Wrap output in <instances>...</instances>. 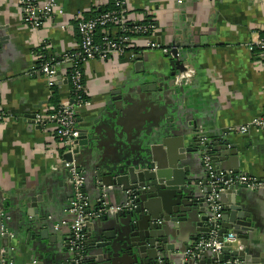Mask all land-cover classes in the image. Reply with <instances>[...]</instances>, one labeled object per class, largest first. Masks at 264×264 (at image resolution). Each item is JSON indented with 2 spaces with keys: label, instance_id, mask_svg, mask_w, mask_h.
Instances as JSON below:
<instances>
[{
  "label": "crops",
  "instance_id": "obj_1",
  "mask_svg": "<svg viewBox=\"0 0 264 264\" xmlns=\"http://www.w3.org/2000/svg\"><path fill=\"white\" fill-rule=\"evenodd\" d=\"M58 1L66 16L35 31L23 20L16 2L0 0V106L12 115L0 123V200L3 205L10 200L9 223L21 239L11 241L16 248L9 254L14 263L22 256L46 262L73 258L69 227L54 226L72 220L68 208L73 196L59 160L55 125L50 121L36 125L28 117L54 113L59 106L55 99L60 104L70 94L63 70V81L52 87L40 65L43 58H59L77 48L80 39L72 16L78 12L90 16L112 0ZM126 6L136 17L148 9L155 11L158 39L165 49L174 41L193 44L184 47L190 67L184 73L190 77L182 100L181 91L172 89L177 80L170 78L171 65L163 60V50L144 48L148 62L141 67L127 55L88 62L84 72L90 104L80 109V121L96 136V165L114 164L119 157L160 144L168 135H180L188 122H196L200 134L214 136L264 113V60L249 49L264 33V0H184L181 5L175 0H126ZM229 134L240 144L238 174L263 178L264 128ZM185 139L192 142L190 136ZM196 167L202 174L200 162ZM93 183L87 181L85 188L96 206ZM242 190L250 194L247 207L256 232L249 241L258 251L264 248V191ZM33 192L42 194L41 209L52 224L46 225L39 240L28 241L16 205ZM122 199L121 192L110 197L115 204ZM5 240L0 234V250Z\"/></svg>",
  "mask_w": 264,
  "mask_h": 264
},
{
  "label": "water",
  "instance_id": "obj_2",
  "mask_svg": "<svg viewBox=\"0 0 264 264\" xmlns=\"http://www.w3.org/2000/svg\"><path fill=\"white\" fill-rule=\"evenodd\" d=\"M192 45H179L176 41L167 45L168 52L163 55V60L171 65V80H177L178 75L188 68L184 47ZM145 53L146 50L133 59L136 67L148 62ZM185 80L181 79L172 86L176 93L181 91L182 100ZM28 118L34 123L35 115ZM185 136H190L192 142L187 141ZM95 137L93 131L82 126L74 154L65 153L63 158L74 160L83 169L86 183L94 182L93 188L98 198L106 193L110 200L112 195L121 192L123 199L117 204H123L133 197L136 206L132 210L109 214L87 224L84 259L88 264H157L159 259L175 264H264V248L257 251L249 241L256 232L252 213L247 207L250 194L245 193L242 190L244 186L239 183L230 187L224 184L231 175L241 170L238 164L240 144L232 142L228 132L208 136L200 134L196 122H188L182 134L168 135L160 144L143 148L136 155L126 154L114 164L106 166L94 162ZM175 141H178L177 144ZM204 155H209L215 165L214 177L204 165ZM196 162L203 166L202 174ZM63 169L69 177L68 170ZM221 173L224 176L219 182ZM216 194L219 195L216 203L222 206L220 240L233 232L240 240L241 247L225 243L220 252L206 251L197 259L185 260L186 251L209 231L207 223L212 216L214 203L210 198ZM10 203L7 199L3 205L0 200L7 227L11 228L9 222L12 215L8 212ZM42 204V194L33 192L20 199L16 205L28 241L39 240L48 230L46 225L52 224L50 215H45L41 209ZM11 231L19 240L20 237L12 228ZM2 237L7 242V236ZM72 260L69 257L49 262L26 261V257L22 256L14 264H74Z\"/></svg>",
  "mask_w": 264,
  "mask_h": 264
},
{
  "label": "built area",
  "instance_id": "obj_3",
  "mask_svg": "<svg viewBox=\"0 0 264 264\" xmlns=\"http://www.w3.org/2000/svg\"><path fill=\"white\" fill-rule=\"evenodd\" d=\"M4 2L9 0H2ZM22 8L23 20L35 31L42 29L49 20L57 17H65L66 11L63 4L58 0H46L41 3L38 0H10ZM178 5L184 0H175ZM112 10L86 16L82 12L73 15L79 34V44L76 49L63 53L59 58H43L40 73L47 79L50 86L63 81L61 71L65 73L64 79L70 85V95L65 97L54 113H38L33 119L36 125H45L50 121L55 125L56 138L60 148V161L62 168L68 170L69 182L73 186V196L68 208L72 220H63L56 224L57 229L68 226L71 234L68 242L69 250L73 254L74 264H87L84 259L87 241L88 223L104 218L109 214H116L120 211L132 210L135 208L134 198L129 197L123 204L111 202L107 194L104 193L98 198L97 205L94 206L85 191L86 177L84 171L77 166L74 160L67 161L63 158L65 153H73L78 147V140L81 135L80 109L90 104V93L85 83V67L90 61L108 60L114 56H129L135 59L140 52L145 49L163 50L167 53L158 39L159 27L156 22L155 11L150 9L136 17L126 6V0H113ZM139 49V52H133ZM249 49L256 53L260 59L264 60V37H258L249 44ZM190 68V67H188ZM63 74V73H62ZM190 77L187 73H181L177 77V82ZM12 115L6 113L0 106V123L7 122ZM264 128V113L254 118L245 125L233 127L229 133L246 135L250 131H260ZM228 133V134H229ZM204 165L212 177L215 176V165L209 155L203 156ZM231 175V173H229ZM224 174L218 177L222 181ZM239 183L251 191H264V177L259 178L247 173L231 175L224 183L228 187ZM217 185H215V188ZM223 190V189H222ZM219 195H212L214 200L212 216L208 220L209 231L206 235L194 243L190 250L186 251V258L197 259L206 251L220 252L225 243H233L236 247H241L240 240L230 232L220 240L219 231L221 229L220 218L222 216V206L216 203ZM6 215L0 209V232L2 236H7V244L0 250V264H13L10 252L16 248L11 241L16 238L6 224ZM157 264H175L173 262L159 259Z\"/></svg>",
  "mask_w": 264,
  "mask_h": 264
},
{
  "label": "trees",
  "instance_id": "obj_4",
  "mask_svg": "<svg viewBox=\"0 0 264 264\" xmlns=\"http://www.w3.org/2000/svg\"><path fill=\"white\" fill-rule=\"evenodd\" d=\"M114 2H113V0L110 2V4H109V6L108 7H105V8H103V9H101V10H97V11H95L94 13H92L90 16H95V15H97V14H100V13H103V12H106V11H109V10H112L113 8H114ZM261 37H264V33L262 34V36ZM133 52H139V49H135ZM48 59V58H47ZM53 87V86H52ZM70 95V94H69ZM68 95V96H69ZM55 101H56V103H58V105H59V99L57 98V99H55ZM87 264H88V262H86ZM83 264H85V262H83Z\"/></svg>",
  "mask_w": 264,
  "mask_h": 264
}]
</instances>
